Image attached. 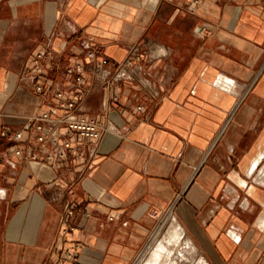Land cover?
Wrapping results in <instances>:
<instances>
[{
  "label": "crops",
  "instance_id": "1",
  "mask_svg": "<svg viewBox=\"0 0 264 264\" xmlns=\"http://www.w3.org/2000/svg\"><path fill=\"white\" fill-rule=\"evenodd\" d=\"M190 1L0 0V264H59L66 250V264H135L178 195L173 213L206 264H264V0ZM41 51L44 93L27 72ZM77 65L80 111L108 130L92 158L54 166L29 125L62 112L53 90L74 96Z\"/></svg>",
  "mask_w": 264,
  "mask_h": 264
},
{
  "label": "built area",
  "instance_id": "2",
  "mask_svg": "<svg viewBox=\"0 0 264 264\" xmlns=\"http://www.w3.org/2000/svg\"><path fill=\"white\" fill-rule=\"evenodd\" d=\"M202 0H191L187 8L189 11H194ZM92 38L83 42L84 47L88 50L87 55L91 59H95L96 49L91 44ZM51 56L46 51L37 52L31 58V64L27 68V72L32 78L33 90L44 93L45 84L48 79L46 72V65L51 61ZM100 64L108 65L109 59L101 58ZM133 60L127 58L121 62L114 74V79H122L128 77L127 69ZM74 72V88L75 94L72 98H67L63 89L55 88L54 95L58 100V107L62 109L60 114H53L51 111H43L32 117L29 128H33L34 133L29 140H35L38 146L45 148L47 145L52 147V151L46 154V158L56 166L58 160H65L69 153L84 156L86 159L92 158L96 152L98 143L103 137L104 133L108 130V125L92 116L83 114L80 111V102L84 97L85 88L83 83L84 68L80 65L73 67ZM108 71L106 75H110ZM117 98V96L115 97ZM141 106H139V109ZM10 140L14 143L12 147L16 154H22L23 150L16 146L17 143L24 141L23 130H18L9 134ZM84 140L92 144V150L88 157L85 151L80 149V142ZM36 158L35 154H32ZM88 159V160H89ZM180 195L176 196L173 202L165 209L158 213V216L172 213L174 206ZM80 208V203L76 200L69 201L65 207L61 217V231L63 234L73 231L75 229L72 220ZM88 214V213H87ZM113 219V216H111ZM153 232L150 235L151 239ZM65 259H76L75 254L66 250L58 262L59 264H66Z\"/></svg>",
  "mask_w": 264,
  "mask_h": 264
},
{
  "label": "rangeland",
  "instance_id": "3",
  "mask_svg": "<svg viewBox=\"0 0 264 264\" xmlns=\"http://www.w3.org/2000/svg\"><path fill=\"white\" fill-rule=\"evenodd\" d=\"M155 214L158 219L153 235L138 256L135 264H146L149 258H152V252L159 243H166L169 248V254L165 255L164 264H206L203 258H200L201 256L197 254L198 250L193 242H191V246L187 244V239H189L187 236H184L179 242L170 241L169 239L173 233L171 221L164 222L167 214L158 216L157 211Z\"/></svg>",
  "mask_w": 264,
  "mask_h": 264
},
{
  "label": "bare ground",
  "instance_id": "4",
  "mask_svg": "<svg viewBox=\"0 0 264 264\" xmlns=\"http://www.w3.org/2000/svg\"><path fill=\"white\" fill-rule=\"evenodd\" d=\"M263 173V172H262ZM263 176V175H262ZM171 221L173 233L171 234L170 241L172 242H179L180 239H182L185 236V230L181 226V224L178 222L175 214L169 213L164 220V222ZM192 240L187 239V244L190 246L192 245ZM152 258L148 260L146 264H164L165 261V255L169 254V248L166 243H159L156 245L152 252Z\"/></svg>",
  "mask_w": 264,
  "mask_h": 264
}]
</instances>
